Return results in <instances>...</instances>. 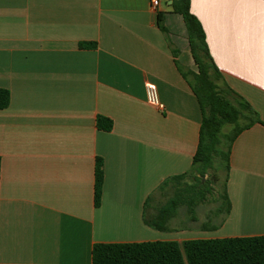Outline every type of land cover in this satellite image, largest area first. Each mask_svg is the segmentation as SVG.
Segmentation results:
<instances>
[{"label": "crops", "instance_id": "0c3cea01", "mask_svg": "<svg viewBox=\"0 0 264 264\" xmlns=\"http://www.w3.org/2000/svg\"><path fill=\"white\" fill-rule=\"evenodd\" d=\"M152 1L0 0V88L11 97L0 111V264H92L100 243L264 236V0H191L225 84L258 121L232 145L229 212L183 205L165 231L146 218L156 191L191 171L203 113L183 75L197 72L184 20L173 0ZM147 83L164 110L147 103Z\"/></svg>", "mask_w": 264, "mask_h": 264}, {"label": "trees", "instance_id": "16d2710c", "mask_svg": "<svg viewBox=\"0 0 264 264\" xmlns=\"http://www.w3.org/2000/svg\"><path fill=\"white\" fill-rule=\"evenodd\" d=\"M171 8L173 13L182 16L186 26L197 72L183 73V75L200 104L203 122L191 171L173 177L159 190L169 182L182 183L194 173L200 178L196 177L193 185L176 191L173 197L158 208L153 219L146 218L148 225L160 231L168 229V222L176 215L180 206H187L188 211L192 213L198 203L205 201L207 186L202 184V178L208 170L214 171V178L218 176V172L223 171L226 184L234 141L245 129L258 121L250 105L225 84L220 70L210 55L205 31L191 12V0H173ZM164 21V14L158 13V27L167 34ZM10 100V92L0 88V111L9 107ZM97 126L101 130L110 131L113 123L110 119L99 116ZM228 128L231 130L226 132ZM103 185V160L98 158L95 169L96 206L101 202ZM222 199L224 204L220 206L219 211L227 213L230 210V201L225 185ZM92 264H264V236L196 239L187 240L182 245L176 241L100 243L93 247Z\"/></svg>", "mask_w": 264, "mask_h": 264}, {"label": "rangeland", "instance_id": "374dc122", "mask_svg": "<svg viewBox=\"0 0 264 264\" xmlns=\"http://www.w3.org/2000/svg\"><path fill=\"white\" fill-rule=\"evenodd\" d=\"M230 130L231 128H228L226 132H229ZM213 173L214 171L208 170L207 174L202 178V184L207 186L205 193L206 198L204 202L197 204V209L194 210L195 212L190 213V215L195 214L196 216H202L203 218L213 216L214 211L217 210L219 205L221 206L224 204L222 195L224 193L225 173L223 171L218 172L216 178L213 177ZM196 177L200 178L197 173H194V175L188 176L182 183L169 182L162 190L158 189L153 197V202L156 207L164 205L168 199L174 196L176 191L193 185L196 182ZM177 213L180 215V210Z\"/></svg>", "mask_w": 264, "mask_h": 264}, {"label": "built area", "instance_id": "2783aa9c", "mask_svg": "<svg viewBox=\"0 0 264 264\" xmlns=\"http://www.w3.org/2000/svg\"><path fill=\"white\" fill-rule=\"evenodd\" d=\"M160 5L159 0L152 1V8L157 10ZM145 92H146V101L149 105L159 109L164 110L165 106L160 100L159 92L157 87L154 84L147 83L145 85Z\"/></svg>", "mask_w": 264, "mask_h": 264}]
</instances>
